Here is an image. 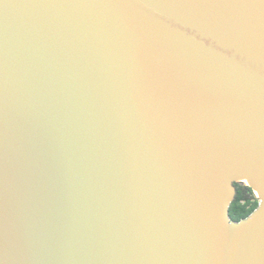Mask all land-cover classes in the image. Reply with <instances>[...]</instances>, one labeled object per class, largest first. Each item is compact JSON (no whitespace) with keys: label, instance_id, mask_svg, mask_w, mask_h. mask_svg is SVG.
I'll list each match as a JSON object with an SVG mask.
<instances>
[{"label":"water","instance_id":"obj_1","mask_svg":"<svg viewBox=\"0 0 264 264\" xmlns=\"http://www.w3.org/2000/svg\"><path fill=\"white\" fill-rule=\"evenodd\" d=\"M0 264H264V0H0Z\"/></svg>","mask_w":264,"mask_h":264},{"label":"trees","instance_id":"obj_2","mask_svg":"<svg viewBox=\"0 0 264 264\" xmlns=\"http://www.w3.org/2000/svg\"><path fill=\"white\" fill-rule=\"evenodd\" d=\"M236 187L235 197L230 205V217L239 220L248 216L257 208L260 199L256 196L251 186L242 181L234 182Z\"/></svg>","mask_w":264,"mask_h":264},{"label":"rangeland","instance_id":"obj_3","mask_svg":"<svg viewBox=\"0 0 264 264\" xmlns=\"http://www.w3.org/2000/svg\"><path fill=\"white\" fill-rule=\"evenodd\" d=\"M237 181H242V180H237ZM242 182H244L245 184H247V182L246 181H242ZM255 194H256V196L258 197V194L255 192ZM259 198V197H258Z\"/></svg>","mask_w":264,"mask_h":264}]
</instances>
